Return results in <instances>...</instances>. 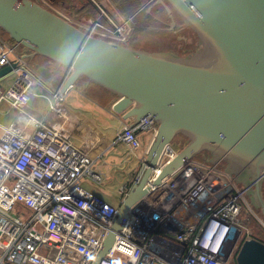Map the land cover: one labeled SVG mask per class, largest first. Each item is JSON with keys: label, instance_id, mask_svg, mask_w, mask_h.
<instances>
[{"label": "water", "instance_id": "water-1", "mask_svg": "<svg viewBox=\"0 0 264 264\" xmlns=\"http://www.w3.org/2000/svg\"><path fill=\"white\" fill-rule=\"evenodd\" d=\"M165 1L197 37L195 52L175 56L137 49L91 35L38 0H0V29L28 51L23 58L40 55L67 70L61 92L85 78L118 97L112 110L122 119L135 124L148 115L156 124L139 159L138 180L119 202L91 264L109 252L129 209L146 194L152 168L178 136L186 142L154 184L206 153L210 163L225 162L250 186L253 205L264 217V0ZM14 67H1L0 78ZM235 263L264 264V242L243 240Z\"/></svg>", "mask_w": 264, "mask_h": 264}, {"label": "built area", "instance_id": "built-area-1", "mask_svg": "<svg viewBox=\"0 0 264 264\" xmlns=\"http://www.w3.org/2000/svg\"><path fill=\"white\" fill-rule=\"evenodd\" d=\"M38 1L64 15L52 0ZM99 15L86 18L79 28L128 43L134 16L118 19L102 10ZM17 46L0 33V68L15 63L16 73L9 86L0 88V103L23 111L35 71L16 53ZM51 94L57 101L64 98L59 87ZM33 124L36 130L29 136L0 125V264H91L118 204L85 189L81 179L100 182V174L88 160L68 164L56 136L41 121ZM140 131L155 134L156 124L148 115L124 125L118 141L138 149ZM175 153L173 144L164 148L145 184L146 194L129 209L100 264H232L243 240L252 238L246 216L264 227V218L244 199L250 186L239 185L217 164L193 157L154 184ZM137 174L120 187L121 196Z\"/></svg>", "mask_w": 264, "mask_h": 264}, {"label": "crops", "instance_id": "crops-1", "mask_svg": "<svg viewBox=\"0 0 264 264\" xmlns=\"http://www.w3.org/2000/svg\"><path fill=\"white\" fill-rule=\"evenodd\" d=\"M52 1L54 6L78 27L79 24L85 23L86 18L100 16V10L118 19L134 16L132 17V35L129 37L128 44H135L133 46L137 49L170 53L175 56L187 54V50L185 51L180 43L172 45L169 43H139L137 41L138 35L149 32L154 27V23L160 22L162 26L159 29L162 30H169L172 27L169 23L159 19L157 12L152 8L160 3L159 0H93L95 3H92L91 0ZM68 5L72 9H68ZM75 8L82 11H77ZM142 11L151 16V20L146 22L142 31L135 34L134 29L137 25L135 17ZM166 14V17H171L167 11ZM172 29L173 32H176L173 27ZM138 44L143 46H138ZM182 45L184 44L182 43ZM16 53L22 56L28 51L17 46ZM25 60L35 71V81L30 88V100L23 111L11 107L7 102L0 103V116L4 115L3 124L0 123V125L29 136L36 130L33 122L41 121L43 127L53 133L63 146L68 164L76 166L88 160L92 170L100 174V182H95L91 177L84 176L81 179L82 186L111 204H119L123 197L119 194V189L137 174L140 168L139 159L149 148L154 134L138 132L141 146L138 149L130 150L123 142L118 141V133L124 125H131L133 121L132 119H122L121 114L112 110V104L118 99L117 96L88 82L85 78H80L64 92L63 100L57 101L51 93L60 87L67 75V70L40 55L30 56ZM8 75H12L9 84L6 82ZM15 77V72L1 77L0 88L9 86ZM0 131L3 133L1 127ZM182 139L185 143L186 140ZM207 156L208 161H211L210 155L207 154ZM217 165L229 172L225 162ZM230 174L239 185H246L239 181L237 176ZM246 193L250 199L251 191ZM250 205L254 208L253 204ZM247 222L248 219L245 220V223Z\"/></svg>", "mask_w": 264, "mask_h": 264}, {"label": "rangeland", "instance_id": "rangeland-1", "mask_svg": "<svg viewBox=\"0 0 264 264\" xmlns=\"http://www.w3.org/2000/svg\"><path fill=\"white\" fill-rule=\"evenodd\" d=\"M161 3L156 4L155 6H153L152 8L157 12L158 14V18L161 19L164 22L169 23L170 25H172V27L174 28V30L176 32H173L172 27L169 30H162L159 29L161 28L162 24L160 22L158 23H154L153 24V28L149 31L146 32L144 34L138 35V39L137 41L139 43H147V42H152V43H160V44H164V43H169L172 45H177V44H181L182 47H184L185 51H186V55H188L189 53H193L196 51V49H198L199 46V41L197 39V37L192 33L191 30H189L188 28H186L183 25V22L181 20V17H179L171 8L170 6L167 4V2L165 0H160ZM152 5V4H151ZM61 8V7H60ZM167 10H171L170 12V16L171 17H166V11ZM169 14V12H168ZM76 21V20H75ZM1 30V29H0ZM4 38H8L7 34L3 31L0 32ZM154 35V36H153ZM156 35V36H155ZM182 43L184 45H182ZM131 46L135 45V44H130ZM138 46H143L141 44H138ZM135 47V46H133ZM12 78V75H8L6 82H8L7 84H9L10 80ZM4 115L1 114L0 116V123L3 124V118ZM1 131H0V135H1ZM178 139H175L173 141V145L177 150L181 149L183 147V145L185 144L184 141L181 139V137H177ZM207 154L206 153H201L197 156H195L196 159L198 160H202V161H207L208 162V158H207ZM244 199L247 201V204H254L253 203V199L248 197L247 194H245ZM253 211L256 212V214L258 213L259 215H261L259 213V210H256V208H253ZM246 219H248V222L245 223L244 225L252 232V234L254 232H256V226L255 223L257 222L254 217L251 214H248L246 216ZM235 262V256L232 259V264Z\"/></svg>", "mask_w": 264, "mask_h": 264}, {"label": "trees", "instance_id": "trees-1", "mask_svg": "<svg viewBox=\"0 0 264 264\" xmlns=\"http://www.w3.org/2000/svg\"><path fill=\"white\" fill-rule=\"evenodd\" d=\"M68 9H72L71 6H67ZM76 9V8H75ZM77 11H82L81 9H76ZM136 20V27L134 29V33H139L140 31H142L144 29V27L146 26V22L148 20H151V16H149L148 14H146L145 12H141L139 15H137L135 17ZM3 31V30H1ZM8 39V38H7ZM10 42H13L12 40L8 39ZM179 137V136H178ZM178 139V138H176ZM182 139V138H181ZM183 140V139H182ZM256 226V232H254L252 234L253 238H256L259 241L264 242V227H262L258 222L255 223ZM233 264H236L235 262Z\"/></svg>", "mask_w": 264, "mask_h": 264}, {"label": "flooded vegetation", "instance_id": "flooded-vegetation-1", "mask_svg": "<svg viewBox=\"0 0 264 264\" xmlns=\"http://www.w3.org/2000/svg\"><path fill=\"white\" fill-rule=\"evenodd\" d=\"M249 191V190H248ZM262 193H264V184H262ZM249 194V193H248Z\"/></svg>", "mask_w": 264, "mask_h": 264}]
</instances>
